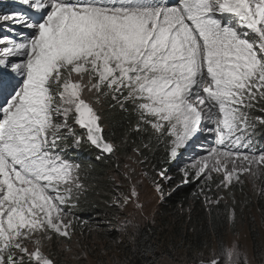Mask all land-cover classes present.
I'll return each instance as SVG.
<instances>
[{
  "label": "snow or ice",
  "instance_id": "obj_1",
  "mask_svg": "<svg viewBox=\"0 0 264 264\" xmlns=\"http://www.w3.org/2000/svg\"><path fill=\"white\" fill-rule=\"evenodd\" d=\"M14 3L21 10L0 13L7 30L0 33V264H79L89 257L85 226L91 235L112 225L107 216L91 225L77 214L91 185L89 169L70 156L87 145L98 161L115 157L100 115L105 104L131 109L132 131L150 151L163 145L166 162L201 134L214 137L180 169L177 185L196 183L192 195L209 212L226 202L225 192L235 204L232 190L246 181L264 198L257 147L264 115H256L264 114V0ZM133 151L140 155L139 146ZM123 168L130 190L118 185L106 203L126 213L117 230L135 239L139 224L127 209L143 217L145 208L131 183L135 169ZM153 184L163 198V186ZM226 209L233 226L236 209ZM236 235L207 256L196 251L192 264H251Z\"/></svg>",
  "mask_w": 264,
  "mask_h": 264
},
{
  "label": "trees",
  "instance_id": "obj_2",
  "mask_svg": "<svg viewBox=\"0 0 264 264\" xmlns=\"http://www.w3.org/2000/svg\"><path fill=\"white\" fill-rule=\"evenodd\" d=\"M8 5L0 4V12L11 10ZM103 108L100 115L104 135L117 146L115 157L107 161H98L96 159L98 150L87 145L79 150L70 151L73 162L89 169V175L84 179L85 184L91 185L88 199L82 205L83 212L77 213L83 215L85 219L97 218L102 214L106 216L110 213L106 202L111 199L109 200L108 196L100 194L99 191L108 192L112 185L110 183L113 179L112 175L121 172L116 167L117 162L121 168L123 160L136 153L133 149L138 146L141 164L152 184L156 181L163 187L166 186L157 174L161 170L180 178L174 162H166L163 145L151 151L142 146L141 138L132 131L135 118L131 109L128 111H122L119 107L110 109L107 104ZM145 157L147 160L144 159ZM179 181L161 198L151 219L139 225L135 239H132V234L129 232L125 234V241H119L122 237L118 238L116 230L111 232L104 230L107 233L105 241L110 244L105 250L110 251L109 257L115 259L117 264H161L162 260H167V264H185V261L187 264H192L196 251H203L207 256L209 249L218 241H225L228 232L238 224H246L254 237L253 241H256L254 217L264 213V203H260L259 197L256 196L255 201H250L246 205L238 200H235V204L232 200L221 202L209 212L204 206L203 198L192 195L197 191V184L177 186ZM226 205L236 209L237 221L233 226L227 222ZM91 240L86 241L90 248ZM205 243L208 245L207 248L204 247Z\"/></svg>",
  "mask_w": 264,
  "mask_h": 264
},
{
  "label": "rangeland",
  "instance_id": "obj_3",
  "mask_svg": "<svg viewBox=\"0 0 264 264\" xmlns=\"http://www.w3.org/2000/svg\"><path fill=\"white\" fill-rule=\"evenodd\" d=\"M0 4H4V5L9 4L8 6H10L11 8V10L1 11L0 13H6L12 10H16V11L21 10V6L16 5L14 3V0H0ZM5 31L7 30L0 28V33H3ZM103 109L104 108L101 109L100 114ZM256 115H264V114L257 112ZM261 131L264 132V130ZM213 140L214 137H212L211 134L203 133L187 149L181 150V155L179 156L178 159L174 161V164L176 166V171L178 175H180V177L182 175L180 169L184 165L191 163L192 159L205 154L204 149L212 146ZM258 140L260 144H258L257 147L264 148V135L258 137ZM128 157H132V160H129ZM128 157L123 160L122 166L121 168H119L121 172L112 175L113 179L110 181L112 185L109 188L108 192L101 190L99 191V193L108 196L110 200L112 196L115 194L118 185L120 186L119 191L126 193L129 192L130 183L127 179H125L122 173L123 171H125L123 165L130 164L131 167L135 169V172L131 174V183L136 184L137 190L139 192V200L144 204L145 211H144V216L141 217L134 208V206L129 205L127 212H130L133 215H135L138 224L141 225L142 223L148 221V219H151V217L154 215L157 204L159 203V201H161V197L159 193L155 190L154 184L151 183L150 177H148V175L147 176L142 175V173H146L145 168H143L142 164L133 162V161H140L139 155L133 153ZM168 176H171L173 178L171 181L168 182H165L159 176V178L163 180L164 185H166L165 187H163L165 194L167 193V190L170 187H172L175 183H177L178 180H180V178L178 179L174 175H168ZM138 181H140V183H138ZM232 191L235 194V200L243 201L245 203L244 205L249 204L250 201H255L256 199V195L252 188V185L247 181L243 187V191H241V187L239 185H237ZM223 195L226 197V201L232 200V197L229 195V193L225 192L223 193ZM260 199H261L260 203L263 204L264 198H260ZM109 209H110V213H107L106 216L108 219L112 220V225L110 227H107L106 229L110 232L116 230L118 232V236H119L118 238L120 239V237H122V239H120L119 241L122 240L125 241V234L121 233L117 229L119 227V223H118L119 219L122 218L126 213H117L113 209L111 208ZM81 212H83V210ZM111 212H113L114 214ZM79 216L83 218V215H79ZM106 216L102 214L97 218H93V219L83 218V219L87 220L89 224L94 225L97 220H103ZM254 218L256 222L255 236L257 237L255 242L253 241L254 237L250 233L249 227L246 226V224L244 225L238 224L236 228L231 229L228 232L226 240L224 242L230 243L232 240L237 239L236 234L238 233L239 247L241 251L247 252L251 264H264V213L257 215ZM79 231L80 229H77L78 233ZM84 231L86 236L82 237L81 239L83 240L84 243H86L87 239L91 240L92 238L91 242H89L91 248L88 246L89 248L88 259L81 260L79 264H117V261H115V259L109 257L110 251L105 250L107 247H110V244H108V242L105 241L107 233L105 231H102L99 233H93L91 235H87V226H85ZM126 241H128V239ZM254 243L256 244L254 245ZM53 250L56 251L57 249L54 247ZM67 264H77V262L69 259L67 260ZM161 264H167V260H162Z\"/></svg>",
  "mask_w": 264,
  "mask_h": 264
}]
</instances>
